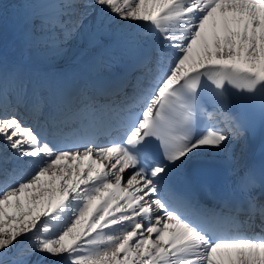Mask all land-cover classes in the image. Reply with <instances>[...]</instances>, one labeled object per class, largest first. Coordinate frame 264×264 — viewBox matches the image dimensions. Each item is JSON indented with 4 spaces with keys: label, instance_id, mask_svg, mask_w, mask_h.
Returning a JSON list of instances; mask_svg holds the SVG:
<instances>
[{
    "label": "snow or ice",
    "instance_id": "1",
    "mask_svg": "<svg viewBox=\"0 0 264 264\" xmlns=\"http://www.w3.org/2000/svg\"><path fill=\"white\" fill-rule=\"evenodd\" d=\"M20 35L48 68L0 56V264H264V0H27Z\"/></svg>",
    "mask_w": 264,
    "mask_h": 264
},
{
    "label": "bare ground",
    "instance_id": "2",
    "mask_svg": "<svg viewBox=\"0 0 264 264\" xmlns=\"http://www.w3.org/2000/svg\"><path fill=\"white\" fill-rule=\"evenodd\" d=\"M10 11L13 12L12 15H8ZM26 11L27 0H0V56H3L9 64L23 65L25 71H44L48 68L47 61L34 53H27L21 44L20 24ZM86 55L85 41L70 45L68 56L62 62L65 70L79 71L80 60Z\"/></svg>",
    "mask_w": 264,
    "mask_h": 264
},
{
    "label": "rangeland",
    "instance_id": "3",
    "mask_svg": "<svg viewBox=\"0 0 264 264\" xmlns=\"http://www.w3.org/2000/svg\"><path fill=\"white\" fill-rule=\"evenodd\" d=\"M12 13H13V12H12V11H10V12H8V15H12Z\"/></svg>",
    "mask_w": 264,
    "mask_h": 264
}]
</instances>
